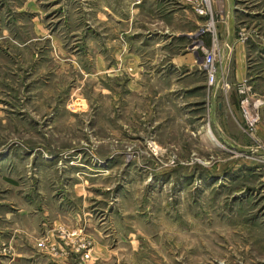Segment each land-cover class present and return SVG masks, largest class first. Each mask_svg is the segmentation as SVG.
I'll return each instance as SVG.
<instances>
[{"label": "rangeland", "instance_id": "obj_1", "mask_svg": "<svg viewBox=\"0 0 264 264\" xmlns=\"http://www.w3.org/2000/svg\"><path fill=\"white\" fill-rule=\"evenodd\" d=\"M196 2L0 0V213L77 211L92 246L59 224L38 264H264V138L223 143L212 97L264 99V0Z\"/></svg>", "mask_w": 264, "mask_h": 264}, {"label": "crops", "instance_id": "obj_2", "mask_svg": "<svg viewBox=\"0 0 264 264\" xmlns=\"http://www.w3.org/2000/svg\"><path fill=\"white\" fill-rule=\"evenodd\" d=\"M232 43V38L228 37L224 39L223 50L225 44H231L230 46L232 47ZM184 58L186 59V57ZM235 74L240 77L244 76L243 67L235 68ZM232 90L233 93H231V97H228L226 104L217 100V92L212 94V97L215 99L213 103L215 106L214 114L219 113L221 118L219 124L216 123L214 125V130L216 131L218 138L225 144H230V141H234L245 145L244 142L247 138L240 128L242 118L238 107V95L234 89ZM256 134L259 137L264 138V124L262 123V120L256 128ZM24 204L25 201L18 199V208L15 211H3L0 213V242L6 244V246L8 245L9 249L11 248L13 251L10 256L2 258V260H4V262L2 261L3 264H38L39 262H42L40 259H34V247L32 243L26 244V236L30 237L33 236V234L44 232V230L48 231L51 227H56L59 224H65L69 228L75 227L80 230L83 229L79 221L81 217L77 211L72 212L69 210L57 214L50 209H46L42 215H32L26 211ZM39 216H43L45 219H42L41 221ZM61 261L66 262V260Z\"/></svg>", "mask_w": 264, "mask_h": 264}, {"label": "built area", "instance_id": "obj_3", "mask_svg": "<svg viewBox=\"0 0 264 264\" xmlns=\"http://www.w3.org/2000/svg\"><path fill=\"white\" fill-rule=\"evenodd\" d=\"M207 0H197L196 8L207 7ZM202 67L206 76V80L210 86L214 84L216 75L215 59L212 54L207 51H202ZM236 92L240 96L239 109L242 118V126L247 133H254L257 126L261 122V111L264 108V99L260 97H254L249 94V88L245 84L237 85ZM58 238H60L65 246L72 245L75 249V253L80 256L81 260L89 259L91 253V243L86 238L82 230H59ZM37 247L41 250H48L49 252H55V248L52 245H47L45 241L37 243Z\"/></svg>", "mask_w": 264, "mask_h": 264}]
</instances>
